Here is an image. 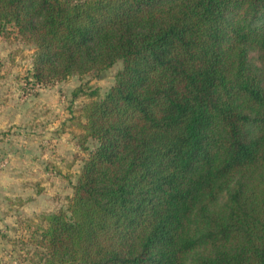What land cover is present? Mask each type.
Here are the masks:
<instances>
[{"label":"trees","instance_id":"1","mask_svg":"<svg viewBox=\"0 0 264 264\" xmlns=\"http://www.w3.org/2000/svg\"><path fill=\"white\" fill-rule=\"evenodd\" d=\"M0 36L39 84L123 63L74 91L88 155L37 264H264V0H0Z\"/></svg>","mask_w":264,"mask_h":264},{"label":"rangeland","instance_id":"2","mask_svg":"<svg viewBox=\"0 0 264 264\" xmlns=\"http://www.w3.org/2000/svg\"><path fill=\"white\" fill-rule=\"evenodd\" d=\"M33 53L32 44L0 36V264L39 263L32 236L44 214L67 208L88 155L80 141L90 98L74 91L104 95L123 65L39 84L30 74ZM250 56L263 65L257 50Z\"/></svg>","mask_w":264,"mask_h":264}]
</instances>
